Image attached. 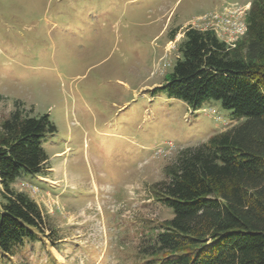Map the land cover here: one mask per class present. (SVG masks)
Here are the masks:
<instances>
[{
	"label": "rangeland",
	"instance_id": "1",
	"mask_svg": "<svg viewBox=\"0 0 264 264\" xmlns=\"http://www.w3.org/2000/svg\"><path fill=\"white\" fill-rule=\"evenodd\" d=\"M252 1L0 0V123L19 109L56 128L42 174L13 186L41 209L43 235L0 264L144 263L142 240L172 217L153 195L165 167L237 124L218 101L192 112L156 91L188 28L230 45L205 17L244 18Z\"/></svg>",
	"mask_w": 264,
	"mask_h": 264
},
{
	"label": "trees",
	"instance_id": "2",
	"mask_svg": "<svg viewBox=\"0 0 264 264\" xmlns=\"http://www.w3.org/2000/svg\"><path fill=\"white\" fill-rule=\"evenodd\" d=\"M234 46L188 28L156 92L192 112L212 101L237 124L183 149L153 195L172 214L142 240L143 264H264V0H253ZM18 107V106H16ZM56 132L47 115L19 109L0 123V254L12 257L43 235L39 206L13 186L39 176L43 145Z\"/></svg>",
	"mask_w": 264,
	"mask_h": 264
},
{
	"label": "built area",
	"instance_id": "3",
	"mask_svg": "<svg viewBox=\"0 0 264 264\" xmlns=\"http://www.w3.org/2000/svg\"><path fill=\"white\" fill-rule=\"evenodd\" d=\"M241 19L243 21H241ZM205 21L209 26L213 23L226 25L237 36L236 41L246 33L245 17L242 18V16L238 15L237 12H230L229 15L221 18L217 15L207 16L205 17ZM235 42L230 44V46L233 47Z\"/></svg>",
	"mask_w": 264,
	"mask_h": 264
}]
</instances>
